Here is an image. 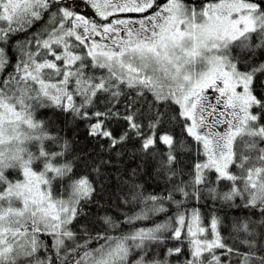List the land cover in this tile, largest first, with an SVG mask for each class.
<instances>
[{
    "label": "snow or ice",
    "instance_id": "1",
    "mask_svg": "<svg viewBox=\"0 0 264 264\" xmlns=\"http://www.w3.org/2000/svg\"><path fill=\"white\" fill-rule=\"evenodd\" d=\"M0 264H264V0H0Z\"/></svg>",
    "mask_w": 264,
    "mask_h": 264
}]
</instances>
